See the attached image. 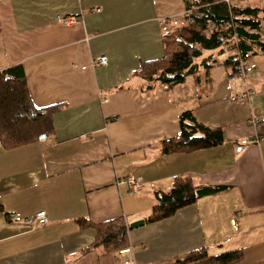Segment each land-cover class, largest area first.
<instances>
[{
    "label": "crops",
    "instance_id": "obj_1",
    "mask_svg": "<svg viewBox=\"0 0 264 264\" xmlns=\"http://www.w3.org/2000/svg\"><path fill=\"white\" fill-rule=\"evenodd\" d=\"M193 1L0 0V71L21 64L34 104L57 106L42 132L47 140L9 148L0 137V264H122L129 254L84 252L97 236L90 223L146 220L157 193L179 177L223 189L130 229L137 264H210L207 257L184 261L199 249H238L235 264H264V123L248 122L264 115V51L252 53L257 70L246 81L255 93L246 99H231L245 93V80L229 81L224 63L235 49L206 76L174 87L138 73L164 55L165 33L185 24ZM233 1L264 9V0ZM101 55L107 64L95 63ZM188 109L220 128L223 141L166 152L163 143L179 134V115ZM257 136L236 151L242 138ZM129 175L143 179L140 192L119 184ZM40 210L48 222L28 225L25 218Z\"/></svg>",
    "mask_w": 264,
    "mask_h": 264
},
{
    "label": "trees",
    "instance_id": "obj_2",
    "mask_svg": "<svg viewBox=\"0 0 264 264\" xmlns=\"http://www.w3.org/2000/svg\"><path fill=\"white\" fill-rule=\"evenodd\" d=\"M188 8L199 9L200 13L192 14L186 24L167 30L163 39L164 55L141 65L138 73L149 82L174 87L188 76H195L197 80L200 72L206 76L218 62V57L226 52L236 48L242 52L264 51V41L260 35L264 9L240 2L227 5L223 0H194L188 4ZM209 18L215 22L211 33L207 29ZM230 20L234 23L226 27L225 23ZM224 63L233 71L236 65L234 55L228 56ZM56 109L57 106L44 109L34 104L21 64L0 71V137L6 147H16L36 140L40 133L50 128L51 114ZM179 124V134L163 143L166 152L207 148L220 144L224 139L220 128L207 127L197 120L195 109L183 111L179 115ZM222 189L200 185L191 177H179L171 189L157 193L156 203L145 222L170 217L201 196ZM90 224L96 229L97 236L91 247L85 248L84 252L100 247L106 252L118 253L128 246L127 233L132 228L123 218ZM242 255L238 249L215 255L209 254L206 249H199L190 252L184 261L207 257L210 264H235Z\"/></svg>",
    "mask_w": 264,
    "mask_h": 264
},
{
    "label": "built area",
    "instance_id": "obj_3",
    "mask_svg": "<svg viewBox=\"0 0 264 264\" xmlns=\"http://www.w3.org/2000/svg\"><path fill=\"white\" fill-rule=\"evenodd\" d=\"M223 1L225 3H227V5H231L233 0H223ZM196 8H198V7H196ZM99 9L100 8H98V7L96 8L97 11ZM194 13L196 15H198L200 13L199 9L197 10V9H193V8H187V10L185 12V17L183 19V23L186 24L187 22H189L192 18L191 15ZM58 21H61L65 24L70 25L76 21V18L73 16L72 17L58 16ZM233 23H234L233 20H230V21L225 23V26L228 27V26L232 25ZM214 28H215V22L213 19L209 18L207 20L208 32L211 33ZM234 38L236 41L237 38L235 35H234ZM233 55L236 59V65L234 67V70L230 72L228 79H229V81H234L238 78L245 80V83H244L245 93L242 95L232 96L231 99L232 100L246 99L255 93V90L253 88H251L250 85L247 83L246 78L250 72H254L257 70V63L253 59V54L250 51L242 52L241 50L236 48ZM95 63L99 64V65H105L108 63V58L105 55L98 56L97 58H95ZM164 87L167 88L168 85L165 84ZM248 122L255 127L259 126V125L264 123V115H261V116L252 115L248 119ZM48 137H49L48 134L42 133L39 135V140L45 141L48 139ZM259 141H260V138L258 136L255 138H242L239 141V143L236 145V151L242 152L245 149V147L249 146L252 143H258ZM118 182H119V184L127 183L129 185L130 191L135 192V193L140 192L142 190V188L144 187L143 179L141 177H137V176H133V175H129L125 178H120ZM17 218H18V216H16L15 214L12 215L13 220H17ZM48 220H49V216H48L46 210H40L36 214H34L33 216L25 218V222L30 226L41 225V224L48 222ZM231 222L233 225H236V217L235 216L233 218H231ZM120 253L121 254H129V257L126 258L122 262V264H137V262L134 258V252H133V249L131 246H128V247L121 249Z\"/></svg>",
    "mask_w": 264,
    "mask_h": 264
},
{
    "label": "water",
    "instance_id": "obj_4",
    "mask_svg": "<svg viewBox=\"0 0 264 264\" xmlns=\"http://www.w3.org/2000/svg\"><path fill=\"white\" fill-rule=\"evenodd\" d=\"M145 223V220L144 219H141V220H137V221H134L130 224V227L131 228H136L140 225H143Z\"/></svg>",
    "mask_w": 264,
    "mask_h": 264
},
{
    "label": "rangeland",
    "instance_id": "obj_5",
    "mask_svg": "<svg viewBox=\"0 0 264 264\" xmlns=\"http://www.w3.org/2000/svg\"><path fill=\"white\" fill-rule=\"evenodd\" d=\"M234 1H232V3H233Z\"/></svg>",
    "mask_w": 264,
    "mask_h": 264
}]
</instances>
